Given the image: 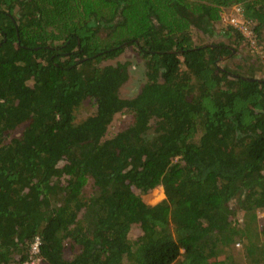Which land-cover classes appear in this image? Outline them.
Masks as SVG:
<instances>
[{"label":"trees","instance_id":"obj_1","mask_svg":"<svg viewBox=\"0 0 264 264\" xmlns=\"http://www.w3.org/2000/svg\"><path fill=\"white\" fill-rule=\"evenodd\" d=\"M236 3L264 51V0H0V264L37 233L43 264H264V58L233 66ZM131 43L123 96L129 62L101 61Z\"/></svg>","mask_w":264,"mask_h":264},{"label":"rangeland","instance_id":"obj_2","mask_svg":"<svg viewBox=\"0 0 264 264\" xmlns=\"http://www.w3.org/2000/svg\"><path fill=\"white\" fill-rule=\"evenodd\" d=\"M231 12H233V10L230 8H225L222 10V14L223 16H225V18L224 17L222 18L224 22L231 23L230 21H228V18H227V14H230ZM193 34H194L195 42L196 41L198 42L197 34H200V32L198 30L197 32L193 31ZM206 37L207 38L206 39L204 38V40H210V41L213 40L215 42L217 41L228 42L230 38L229 34L226 33L224 30L223 23L222 24L218 23L214 27L213 34L211 35L207 33ZM256 40L257 39H256V34H255V37L253 36V38L249 40V43H246L247 42L246 41L243 44H236V43L233 44L232 48H234V53L237 54L233 58V61H232L233 66H235V64H238V63L246 64L247 57H251L253 55L252 53L254 52H262L261 57L264 58V51L262 50L263 44L261 43L257 44ZM118 61H128L129 70H130L129 79L123 84L121 88V95L132 96L138 93L142 85L147 79L146 60L141 55V53L138 51V49L135 47V45L131 43L130 45H127L125 50H123V52L119 54L118 56L102 59L101 64L102 65L109 64V63L116 64ZM96 109H97L96 104H94L93 100L88 99V100L83 101L80 104V106L77 107V109L75 110L77 120H81L85 118L86 116L93 113ZM131 120H132V115L129 114L128 112L127 113L118 112L115 115L113 122L110 124L107 136H113L119 130L126 128L131 122ZM95 190H96V186L94 184V179L91 178L87 185V191L90 193ZM165 196H166L165 188H164V185L161 184L158 188H156V190H154L152 194H149L147 196V199H149L150 203L154 204L155 202H158L161 199H163ZM137 232H138V228H134L132 231L133 236H135ZM70 252H71V247L67 244L65 253L70 254ZM125 264H129V261L127 259L125 260Z\"/></svg>","mask_w":264,"mask_h":264},{"label":"built area","instance_id":"obj_3","mask_svg":"<svg viewBox=\"0 0 264 264\" xmlns=\"http://www.w3.org/2000/svg\"><path fill=\"white\" fill-rule=\"evenodd\" d=\"M232 10L233 12L227 14L228 21H230L232 25L241 29L248 37V40L253 38V36L255 37L254 21L244 17L243 6L240 3H236L232 6ZM223 17L225 18V16ZM240 220H243L242 217ZM42 244V235L40 233L35 234L29 244L28 256L23 260L22 264H43ZM236 247H242V243L240 241L236 242Z\"/></svg>","mask_w":264,"mask_h":264},{"label":"crops","instance_id":"obj_4","mask_svg":"<svg viewBox=\"0 0 264 264\" xmlns=\"http://www.w3.org/2000/svg\"><path fill=\"white\" fill-rule=\"evenodd\" d=\"M219 257H220V258H222V257H223V255H219Z\"/></svg>","mask_w":264,"mask_h":264},{"label":"clouds","instance_id":"obj_5","mask_svg":"<svg viewBox=\"0 0 264 264\" xmlns=\"http://www.w3.org/2000/svg\"><path fill=\"white\" fill-rule=\"evenodd\" d=\"M28 252H29V250H28ZM23 262V261H22Z\"/></svg>","mask_w":264,"mask_h":264}]
</instances>
